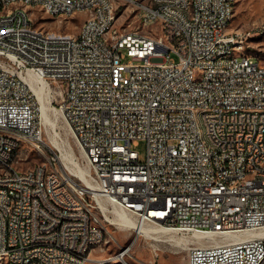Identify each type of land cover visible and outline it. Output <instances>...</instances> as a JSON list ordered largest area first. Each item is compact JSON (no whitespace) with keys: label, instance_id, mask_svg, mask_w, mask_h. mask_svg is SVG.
Returning a JSON list of instances; mask_svg holds the SVG:
<instances>
[{"label":"built area","instance_id":"built-area-1","mask_svg":"<svg viewBox=\"0 0 264 264\" xmlns=\"http://www.w3.org/2000/svg\"><path fill=\"white\" fill-rule=\"evenodd\" d=\"M27 1L70 20L99 6L100 21L79 39L42 41L25 15H1L0 0V264L122 263L138 236L92 256L112 240L108 225H120L116 208L142 225L200 234L187 264H264V64L245 51L250 33L229 30L237 0ZM119 11L138 26L119 30ZM30 76L87 158L88 183L59 165V150L18 167L23 144H46ZM248 167L257 179L245 180Z\"/></svg>","mask_w":264,"mask_h":264},{"label":"rangeland","instance_id":"rangeland-1","mask_svg":"<svg viewBox=\"0 0 264 264\" xmlns=\"http://www.w3.org/2000/svg\"><path fill=\"white\" fill-rule=\"evenodd\" d=\"M29 11L35 28L52 33L77 34L81 23L86 18L85 15H78L76 17L73 16L72 20L69 18L61 21V18H52L36 6L35 8L34 6L31 7ZM127 13L118 12L117 26L119 30L138 26L134 15L129 16ZM146 29L149 30L151 28L146 27ZM234 29L250 33L246 41L245 51L255 57L261 64H264V0H237L233 18L229 24V30ZM172 57L175 61H178L177 56L172 55ZM50 107L52 108L51 126L48 129L51 131L47 130L46 132V144L42 147V150L33 145L23 144L15 154V159L19 160L18 167L24 170L36 164L44 163L48 157H51L54 152L59 150L58 162L64 170H66L64 159L67 156L74 166L80 168L88 176L90 164L87 158L78 146L60 109L51 104ZM41 120L43 123L42 116ZM134 149L139 152L141 161H144L147 154L146 141H139ZM129 216L135 220L133 216ZM108 228L112 234V240L104 246L102 251L100 249L93 251L92 256L107 257L110 254H115L118 251V246L131 244L135 237L138 236L132 246V257L130 258V255L127 256L129 264H187L188 248L191 245L203 242L196 239L185 241L181 238H186L188 234H177L174 232L161 236L153 234L149 237H144L136 234L135 229L121 224L108 225Z\"/></svg>","mask_w":264,"mask_h":264},{"label":"bare ground","instance_id":"bare-ground-1","mask_svg":"<svg viewBox=\"0 0 264 264\" xmlns=\"http://www.w3.org/2000/svg\"><path fill=\"white\" fill-rule=\"evenodd\" d=\"M14 6V7H11ZM34 4L31 1L27 0H8V4H3L1 8V15H10L18 16V14L25 15L27 22H33L31 13L29 9L33 7ZM36 7L42 9L46 14L50 15V8L47 5H36ZM118 7V0H109V8ZM153 8H163V1H153ZM188 13H195V6H188ZM78 15H85V19L81 23L80 30L77 34H63V33H52L45 32L34 28V35L42 38V41H59L63 34V40H71V39H79L80 36H83L86 32L87 26L92 24L93 22L100 21L99 14V6H91L90 8H77L76 12L72 14V17H76ZM61 21L64 19H69L70 15H60ZM7 33H14V26H7ZM238 33H245L241 30H238ZM6 34V24H0V36ZM227 57L228 59H235L237 57V41L229 42V49H227ZM256 59L255 57H253ZM31 84L30 87L38 99L39 109L43 119V124L45 126V131L47 132L49 126H51V110L49 104V97L47 92L44 89V85L41 81L37 79H33L30 76ZM219 129H226V122H219ZM196 130H203V123H196ZM51 131V130H50ZM60 147V145H59ZM63 158V157H62ZM69 157L65 156L64 167L71 176L79 178L84 182H89V179L84 174V172L74 166L68 159ZM258 178V169L257 167H248L245 168V180H252ZM235 185H243V178H235ZM114 215L117 217L119 224L125 227H131L135 229L136 234L142 235L144 237H149L150 235H165L171 234L173 231L165 228L161 225L154 224H140L135 220L131 219L127 212H124L118 208L114 209ZM201 237L197 232L193 234H188V236L183 237L181 239L185 241H189L192 239L198 240ZM130 255V252H122V263L114 262V261H105V263L100 264H129L127 260V256ZM35 264H53V262H44V261H36ZM56 264H64V262H57ZM67 264H76V263H67Z\"/></svg>","mask_w":264,"mask_h":264}]
</instances>
